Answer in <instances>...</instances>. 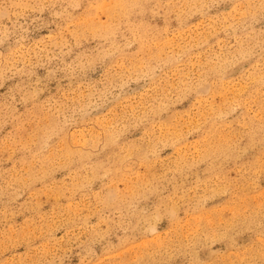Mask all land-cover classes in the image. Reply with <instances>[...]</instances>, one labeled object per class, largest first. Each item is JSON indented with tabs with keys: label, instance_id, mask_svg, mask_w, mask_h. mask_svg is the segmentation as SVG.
<instances>
[{
	"label": "rangeland",
	"instance_id": "obj_1",
	"mask_svg": "<svg viewBox=\"0 0 264 264\" xmlns=\"http://www.w3.org/2000/svg\"><path fill=\"white\" fill-rule=\"evenodd\" d=\"M0 264H264V0H0Z\"/></svg>",
	"mask_w": 264,
	"mask_h": 264
}]
</instances>
